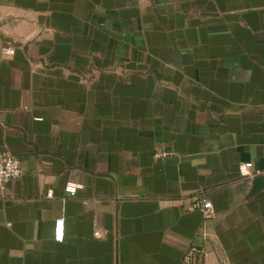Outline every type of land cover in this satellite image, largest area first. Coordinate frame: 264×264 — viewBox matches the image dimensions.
<instances>
[{"label":"crops","instance_id":"crops-1","mask_svg":"<svg viewBox=\"0 0 264 264\" xmlns=\"http://www.w3.org/2000/svg\"><path fill=\"white\" fill-rule=\"evenodd\" d=\"M4 155L0 264H264V0H0Z\"/></svg>","mask_w":264,"mask_h":264},{"label":"built area","instance_id":"built-area-1","mask_svg":"<svg viewBox=\"0 0 264 264\" xmlns=\"http://www.w3.org/2000/svg\"><path fill=\"white\" fill-rule=\"evenodd\" d=\"M2 51L5 54L14 53V49L11 47L3 48ZM168 155L165 151H156L153 153V157L155 159H162ZM252 162L245 161L241 162L238 166L239 174L243 177H249L251 179L256 176L263 174V171H253L252 170ZM22 172V168L16 159V157L12 155H4L0 158V189H4L5 185L20 176ZM82 184L76 181H68L64 185V192L67 195L73 196L77 193V191L82 188ZM47 197H52V191L48 190ZM188 210L190 211H199L203 218V225L201 228V235L205 238L208 235L207 229L205 227V223L213 220L217 215V209L212 201V199L205 193L198 194L193 199L192 203L188 206ZM55 237L57 239H62L63 236V220L57 219L55 221ZM95 236H100L101 231L96 230L94 232ZM204 257V249L202 246L191 244L189 245L182 256V264H203ZM222 264H231L229 260L225 259Z\"/></svg>","mask_w":264,"mask_h":264},{"label":"water","instance_id":"water-1","mask_svg":"<svg viewBox=\"0 0 264 264\" xmlns=\"http://www.w3.org/2000/svg\"><path fill=\"white\" fill-rule=\"evenodd\" d=\"M263 187H264V175L260 174V175L256 176L253 180L251 193H255Z\"/></svg>","mask_w":264,"mask_h":264}]
</instances>
